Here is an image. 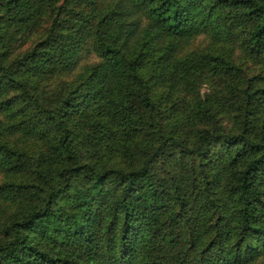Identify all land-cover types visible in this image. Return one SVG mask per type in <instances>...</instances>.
<instances>
[{"label": "trees", "instance_id": "trees-1", "mask_svg": "<svg viewBox=\"0 0 264 264\" xmlns=\"http://www.w3.org/2000/svg\"><path fill=\"white\" fill-rule=\"evenodd\" d=\"M0 264H264V0H0Z\"/></svg>", "mask_w": 264, "mask_h": 264}, {"label": "rangeland", "instance_id": "rangeland-1", "mask_svg": "<svg viewBox=\"0 0 264 264\" xmlns=\"http://www.w3.org/2000/svg\"><path fill=\"white\" fill-rule=\"evenodd\" d=\"M43 23L41 25L40 28L36 29L35 31H33L29 36L24 37V38H16L15 41L13 42V45L11 47V49L13 50L12 52H18L21 51L22 49H24L25 47L29 46V44L31 43L32 40H34L37 36H39L42 33V29H43ZM19 37V36H18ZM96 59V56L94 53H83L79 59V65L85 62H91L94 61ZM65 76L63 75H55L53 77H51L46 85V87L50 90L53 87H55L57 84H59L60 81H62V79ZM206 85L202 84V86L200 87L201 91H206Z\"/></svg>", "mask_w": 264, "mask_h": 264}]
</instances>
